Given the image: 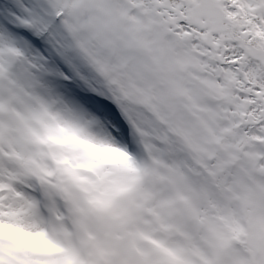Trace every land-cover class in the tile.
Wrapping results in <instances>:
<instances>
[{"label":"snow or ice","instance_id":"snow-or-ice-1","mask_svg":"<svg viewBox=\"0 0 264 264\" xmlns=\"http://www.w3.org/2000/svg\"><path fill=\"white\" fill-rule=\"evenodd\" d=\"M0 264H264V0H0Z\"/></svg>","mask_w":264,"mask_h":264}]
</instances>
